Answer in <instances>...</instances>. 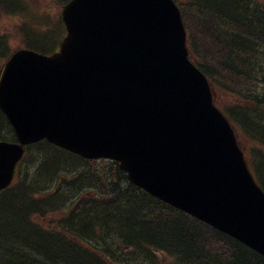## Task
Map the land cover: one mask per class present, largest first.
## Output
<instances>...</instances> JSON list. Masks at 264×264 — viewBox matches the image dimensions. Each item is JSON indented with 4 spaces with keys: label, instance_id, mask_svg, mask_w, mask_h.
I'll return each instance as SVG.
<instances>
[{
    "label": "water",
    "instance_id": "1",
    "mask_svg": "<svg viewBox=\"0 0 264 264\" xmlns=\"http://www.w3.org/2000/svg\"><path fill=\"white\" fill-rule=\"evenodd\" d=\"M59 53H15L0 108L16 144H0V190L23 146L46 139L119 162L130 181L264 254V192L209 83L190 62L172 0H72Z\"/></svg>",
    "mask_w": 264,
    "mask_h": 264
},
{
    "label": "trees",
    "instance_id": "2",
    "mask_svg": "<svg viewBox=\"0 0 264 264\" xmlns=\"http://www.w3.org/2000/svg\"><path fill=\"white\" fill-rule=\"evenodd\" d=\"M65 1L55 0L58 6ZM175 1L193 61L258 165V144L264 146V3ZM22 5L0 0V21ZM60 31L40 33L25 25L17 35L49 53V40ZM12 52L0 25V72ZM14 140L0 110V141ZM0 264H264V258L132 185L115 162L84 160L42 142L27 148L14 184L0 195Z\"/></svg>",
    "mask_w": 264,
    "mask_h": 264
},
{
    "label": "rangeland",
    "instance_id": "3",
    "mask_svg": "<svg viewBox=\"0 0 264 264\" xmlns=\"http://www.w3.org/2000/svg\"><path fill=\"white\" fill-rule=\"evenodd\" d=\"M264 3V0H262ZM27 5L30 8V12L32 14H37L40 16H46L51 19L50 22H56L57 19H59L61 15V8L54 2V0H27ZM26 15V14H25ZM48 21V19H47ZM24 22L30 24V20L21 17H10L5 18V16L1 17V29L2 31L8 33V34H14L16 25L24 24ZM39 22V21H38ZM38 26V23L36 24ZM33 30H36V28L32 27ZM39 29V28H38ZM18 31V30H17ZM40 32V29H39ZM11 37V35H10ZM63 33L60 34V36H57L51 40H49V43L51 44L53 42V48H58L63 40ZM20 42H12L13 47H19ZM228 101V100H227ZM240 142L243 144V140L240 138ZM249 143V142H248ZM244 146H249L247 144H243ZM248 159V156H247ZM259 159V158H258ZM44 226H48L49 221L45 220Z\"/></svg>",
    "mask_w": 264,
    "mask_h": 264
}]
</instances>
